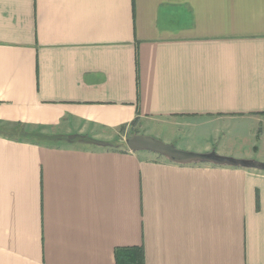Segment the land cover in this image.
Here are the masks:
<instances>
[{"label":"crops","instance_id":"obj_1","mask_svg":"<svg viewBox=\"0 0 264 264\" xmlns=\"http://www.w3.org/2000/svg\"><path fill=\"white\" fill-rule=\"evenodd\" d=\"M134 133L264 161V0H0V264H264V170Z\"/></svg>","mask_w":264,"mask_h":264},{"label":"water","instance_id":"obj_2","mask_svg":"<svg viewBox=\"0 0 264 264\" xmlns=\"http://www.w3.org/2000/svg\"><path fill=\"white\" fill-rule=\"evenodd\" d=\"M127 145L131 150L149 149L163 154L168 159L180 162H211L215 164L242 166L258 168L264 170V161L251 158H239L229 155L219 154L216 151L197 152L178 148L173 143H167L155 136L134 133L126 139Z\"/></svg>","mask_w":264,"mask_h":264},{"label":"rangeland","instance_id":"obj_3","mask_svg":"<svg viewBox=\"0 0 264 264\" xmlns=\"http://www.w3.org/2000/svg\"><path fill=\"white\" fill-rule=\"evenodd\" d=\"M233 134H236V132H237V130H233V131H231ZM231 140H234V142L235 143H238V142H240L239 140H238V137L237 136H231V138H230ZM178 147V146H177ZM181 148V147H180ZM184 149V148H183ZM222 154V153H221ZM226 155V154H225ZM256 155V154H255ZM257 155H262V156H264V145L263 146H261L260 147V150H259V154H257ZM230 156H233V155H230ZM234 157H237V156H234Z\"/></svg>","mask_w":264,"mask_h":264},{"label":"trees","instance_id":"obj_4","mask_svg":"<svg viewBox=\"0 0 264 264\" xmlns=\"http://www.w3.org/2000/svg\"><path fill=\"white\" fill-rule=\"evenodd\" d=\"M139 251V250H138ZM140 253V252H139ZM139 257V255H137ZM140 262V261H139Z\"/></svg>","mask_w":264,"mask_h":264}]
</instances>
